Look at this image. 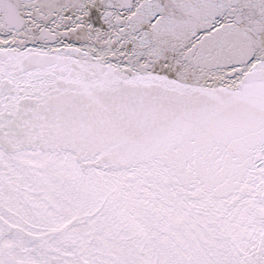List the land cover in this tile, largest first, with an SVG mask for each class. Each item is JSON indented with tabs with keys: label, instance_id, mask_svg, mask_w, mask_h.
Returning <instances> with one entry per match:
<instances>
[{
	"label": "snow or ice",
	"instance_id": "snow-or-ice-1",
	"mask_svg": "<svg viewBox=\"0 0 264 264\" xmlns=\"http://www.w3.org/2000/svg\"><path fill=\"white\" fill-rule=\"evenodd\" d=\"M0 264H264V0H0Z\"/></svg>",
	"mask_w": 264,
	"mask_h": 264
}]
</instances>
